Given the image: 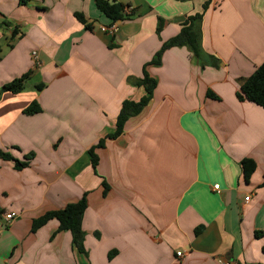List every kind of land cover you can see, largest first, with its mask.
Masks as SVG:
<instances>
[{
  "label": "crops",
  "instance_id": "0c3cea01",
  "mask_svg": "<svg viewBox=\"0 0 264 264\" xmlns=\"http://www.w3.org/2000/svg\"><path fill=\"white\" fill-rule=\"evenodd\" d=\"M115 1L132 16L110 35L94 0H0V88L30 73L0 94V148L32 154L20 170L0 159V227L15 215L0 264H264V108L236 97L264 63V0ZM202 12L200 57L166 49L146 68L150 100L107 138L122 102L145 95L143 66ZM32 101L41 112L23 114ZM85 193L82 251L56 219L31 231Z\"/></svg>",
  "mask_w": 264,
  "mask_h": 264
},
{
  "label": "trees",
  "instance_id": "16d2710c",
  "mask_svg": "<svg viewBox=\"0 0 264 264\" xmlns=\"http://www.w3.org/2000/svg\"><path fill=\"white\" fill-rule=\"evenodd\" d=\"M178 1H190V0H178ZM96 8L108 19V25L115 22H122L131 19V11L129 6L123 5L115 0H94ZM209 0L203 4V12L208 8ZM202 13L189 16L181 27L180 32L167 42H164L159 51L151 59V61L143 66L142 79L138 82L145 90V95L137 102L131 100H124L122 102L120 111L115 122V131L108 135L107 138H116L123 130L125 122L133 116L138 115L142 109L146 106L152 96V91L156 85V80L153 79L147 71V67L150 65H159L162 53L170 47H186L195 57H200V31L199 22L202 18ZM77 19L84 23V18L80 14H76ZM86 27H88L86 25ZM162 27L161 21L157 26V33H159ZM29 72L22 75L19 78H15L12 81L2 85L0 88V94L4 92H10L12 94L20 93L25 88V82L29 77ZM44 84L35 86L37 90H41ZM213 97V95H212ZM236 97L240 101H248L257 106L264 108V63H261L256 67L254 72L244 79L239 91L236 93ZM41 112V108L36 101H32L24 110L23 114L33 115ZM103 146L102 141H98L96 145L89 149L91 162L93 168L97 165V157L94 154V149L101 148ZM32 154L24 156V161H19L11 156L10 153L0 148V159L13 162V168L20 170L29 164ZM240 167L242 170L243 179L247 182L256 169V164L252 159L244 158L240 161ZM104 189L107 190V185L103 182ZM86 193L75 203H68L62 209L52 210L45 212L42 216L34 219L31 225V231L35 232L36 229L44 225L50 219H56L58 221L57 231H68L72 237V244L80 251H82V242L84 239V232L81 227L82 216L86 209Z\"/></svg>",
  "mask_w": 264,
  "mask_h": 264
},
{
  "label": "built area",
  "instance_id": "2783aa9c",
  "mask_svg": "<svg viewBox=\"0 0 264 264\" xmlns=\"http://www.w3.org/2000/svg\"><path fill=\"white\" fill-rule=\"evenodd\" d=\"M128 11L129 10H127V12ZM117 30H118V28H117V23L116 22L111 24V25L101 26L100 27V31L101 32H106V33H108L110 35H114L117 32ZM32 58L34 60L35 66L36 67L40 66V61L38 60L36 52H32ZM213 188H214V190H218V184L214 185ZM248 199H249V196H246L245 197V201H248ZM14 217H15V215L13 213H6L4 215V223H3L2 226L3 227L7 226L11 222V220L14 219ZM1 227H0V231L2 229ZM176 256L180 257L181 256V252L180 251L176 252ZM222 262H223V264H234V263L228 262V261H222Z\"/></svg>",
  "mask_w": 264,
  "mask_h": 264
}]
</instances>
